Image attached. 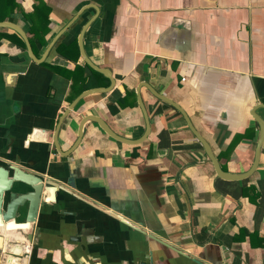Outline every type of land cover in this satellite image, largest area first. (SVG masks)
Instances as JSON below:
<instances>
[{"label":"crops","instance_id":"crops-1","mask_svg":"<svg viewBox=\"0 0 264 264\" xmlns=\"http://www.w3.org/2000/svg\"><path fill=\"white\" fill-rule=\"evenodd\" d=\"M15 1L34 10L36 0ZM44 1L50 30L44 43L30 41L40 61L0 27V167L42 172L71 191L56 190L7 244L0 231V264H264V144L251 176L223 179L182 113L148 88L187 112L225 171L249 170L260 137L251 112L264 121V0ZM0 21L33 36L18 9ZM86 24L85 51L115 85L64 117L82 92L111 83L99 84L82 58ZM137 89L151 123L143 143L88 120L65 155L86 116L140 138ZM20 247L21 257L5 252Z\"/></svg>","mask_w":264,"mask_h":264},{"label":"water","instance_id":"water-1","mask_svg":"<svg viewBox=\"0 0 264 264\" xmlns=\"http://www.w3.org/2000/svg\"><path fill=\"white\" fill-rule=\"evenodd\" d=\"M88 25L89 24H86L85 26H83L82 31L78 36V44L80 47L82 58L91 68L102 73L104 76L108 77L111 83L107 87L90 88L82 92L70 104L69 108L65 112L64 117L70 113V110L73 109L75 105L77 104V102L84 96L90 93H93V92H97V91L99 92L108 91L115 85V80L112 76L111 70L109 68L96 65L89 58V56L87 55L85 51L84 44H83V37H84L85 31ZM0 27L12 28L17 33H19L26 43V47H27L30 57L34 61H40L41 58H38L35 55L30 39L23 28H21L19 25L13 22H10V21H0ZM50 46H48L47 51L50 49ZM148 88L153 92L155 96H157L161 100H164L165 102H168L169 104L174 106L177 110H179V112L182 113L189 128L192 130V132L195 134V136L198 138V140L203 145L204 150L209 160L212 162L215 168V171L219 177L223 179H227V180H242V179L248 178L256 171V169L258 168L260 164L261 155H262V147L264 144V121L255 112H251V114L253 115V117L255 118V120L258 122L260 126V137L257 141L253 164L251 165L249 170H247L244 173H237V174L230 173V172L225 171L221 167L220 162L217 156L215 155L211 145L203 137V135H201L199 131L195 128L187 112L177 102H175L171 98L163 94H160L153 88H150V87ZM137 94H138V103L143 111V114L145 117V123H146L145 132L140 138L128 139V138L122 137L118 135L117 133H115L108 126V124L105 121H103L101 118L97 116H86L85 118L81 120L79 124L77 141L73 144V146L70 148L69 151L65 152V155L67 156L70 153H72L73 150H75V148L80 143L82 136H83L82 126L88 120L96 121L108 135L116 138L117 140H120L125 143H129V144L143 143L147 139L148 135L150 134L151 123H150V118H149L147 109L145 108L144 102L141 98L139 89H137ZM58 129L55 132L54 144H55L56 149L61 152V148H60L59 140H58ZM17 163L19 164L20 162H17ZM59 188L63 190H67L68 192L71 191L70 189L66 188L65 186L57 182L56 180L48 179L44 177V174L42 172H39V171L33 172V171H29L28 169L17 167V166H10L8 168L0 167V231H2V233L5 235L4 236L5 244L8 243L9 239H13V238H10V236H7V233H10L16 230L22 231V230L31 228L32 223H34L37 219V214L40 209V206L43 205L44 203L52 201L54 199L55 191L58 190ZM43 191H47V194L44 193ZM23 215H24L23 220L17 221ZM1 238L2 236L0 235V239ZM14 239L17 240V238H14ZM25 239L31 241L32 235L30 236V234H27L25 236ZM20 244H23V243H20ZM1 248L2 247H0V250ZM5 252L11 255H16V257H21L25 253L22 248L21 249L17 248L15 251L5 250Z\"/></svg>","mask_w":264,"mask_h":264},{"label":"trees","instance_id":"trees-1","mask_svg":"<svg viewBox=\"0 0 264 264\" xmlns=\"http://www.w3.org/2000/svg\"><path fill=\"white\" fill-rule=\"evenodd\" d=\"M8 1V0H7ZM6 2L4 0H0V5L5 8ZM16 9L22 11L24 15L31 20V28L30 31L33 34V36L30 38V41L32 44L36 43V40H39V42L44 43L45 42V36L49 32V8L47 7V4L44 0H36L34 10L30 13H26L23 11L22 6L19 2H16L15 0L12 2L11 8H9L4 14L0 15L1 20H5L7 17H10L11 13H13ZM8 35L5 32L0 31V40L4 37H7ZM14 36H16L18 42H20L22 45L26 46L25 41L19 37L16 33H14ZM77 48V43H74ZM63 46H59L61 48ZM86 66L90 69L92 76L99 79V84H108L109 79L105 77L102 73L93 70L89 67V65L86 64ZM93 83H87L85 86H91ZM235 141V140H234ZM234 141L232 145H234ZM237 141V140H236ZM252 190L255 192L254 196L252 197L253 200L258 196V192L255 190L254 186H251Z\"/></svg>","mask_w":264,"mask_h":264}]
</instances>
